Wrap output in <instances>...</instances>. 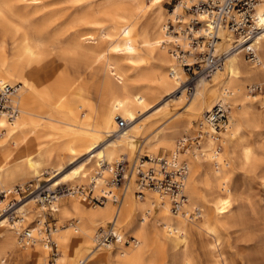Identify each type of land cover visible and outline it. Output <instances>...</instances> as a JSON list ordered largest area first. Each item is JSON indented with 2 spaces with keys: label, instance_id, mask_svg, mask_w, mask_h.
Returning <instances> with one entry per match:
<instances>
[{
  "label": "bare ground",
  "instance_id": "6f19581e",
  "mask_svg": "<svg viewBox=\"0 0 264 264\" xmlns=\"http://www.w3.org/2000/svg\"><path fill=\"white\" fill-rule=\"evenodd\" d=\"M194 2L176 0L170 12L163 0H0V37L10 40L9 53L0 44V88L18 85L10 97L17 115L8 121L0 112V264H49L41 228L45 200L60 224L51 230V242L60 247L52 264H73L64 248L95 242L109 223L119 240L108 248L95 246L79 264H196L191 249L196 237L209 241L213 264H222L215 254L221 231L264 218V209L248 198L244 204L232 179L234 169L242 176L264 170V0L256 3L246 33L219 28L215 51L226 53L221 66L210 80L198 78L188 97L187 75L173 49L178 44L187 51L188 36L169 32L167 23L180 31L196 20L194 37L204 35L207 17L187 12ZM247 53L252 57L246 59ZM56 58L70 75L51 86L49 73L45 78L42 73ZM184 101L182 112L166 116L171 103ZM215 105L225 110V124L215 129L199 119L193 132L200 137L178 151L196 114ZM117 118L128 122L123 131L116 132ZM137 140L135 154L154 157L162 151L187 166L186 198L178 212H171L168 196L154 190L137 200L134 177L118 205L110 200L86 205L78 193L90 182L94 193L112 192L102 165L127 156ZM45 174L50 176L44 192L33 190L25 203L5 209L11 192ZM258 178L264 185V172ZM61 183L74 191L62 196L77 194L74 200L59 203ZM36 201L43 203L38 209ZM73 215L77 223L68 220Z\"/></svg>",
  "mask_w": 264,
  "mask_h": 264
},
{
  "label": "built area",
  "instance_id": "2783aa9c",
  "mask_svg": "<svg viewBox=\"0 0 264 264\" xmlns=\"http://www.w3.org/2000/svg\"><path fill=\"white\" fill-rule=\"evenodd\" d=\"M195 2L187 8V12L192 14L203 13L207 17V29L204 35L194 37L192 31L200 25L196 20L190 27L175 29L173 21L167 23V30L174 35L179 32L188 36V50L185 51L178 44L173 45V49L178 52V57L187 75L184 82L186 93L191 96L195 89L196 80L200 77L208 79L220 68L222 59L226 53L219 54L215 51L217 42L220 40L218 30L225 27L233 33H246L252 20V13L258 0H194ZM201 48V49H200ZM192 52V53H190ZM185 55H190L191 61L185 60ZM18 85H3L0 88V112L6 114L8 121H12L17 115V107L11 104V95L16 92ZM226 112L221 105H215L211 110L202 115V121L213 126L215 129L221 128L226 122ZM117 131L127 128L128 122L122 118H117ZM201 125V124H200ZM200 135L186 137L178 142V151H184L195 142ZM149 162V165L145 163ZM102 167L108 171L106 178L107 186H111L113 191L107 193L105 189L94 193L93 182L80 187L78 193L89 203L103 204L110 200L114 204H119L127 184L134 177V195L141 198L145 190H154L159 194L168 196L170 199L171 211L176 213L185 201L183 192L184 179L187 173V166L182 161H178L175 156L160 154L154 157L143 154H134L132 157L122 156L113 165L104 164ZM97 176L100 172L96 173ZM30 189V188H28ZM31 190V189H30ZM29 190V191H30ZM21 190H19L20 192ZM24 191V190H23ZM41 192L45 191L42 187ZM39 191V192H40ZM74 193L72 189L65 186L57 188L59 196ZM2 196V194H0ZM48 202V200H45ZM14 205V203H13ZM46 241L53 246L52 258L56 254L55 246L49 237V229L46 227ZM119 240L112 223L107 227L100 228L96 237L95 246L97 248H108ZM133 241V239H131ZM129 244V241H125Z\"/></svg>",
  "mask_w": 264,
  "mask_h": 264
},
{
  "label": "rangeland",
  "instance_id": "374dc122",
  "mask_svg": "<svg viewBox=\"0 0 264 264\" xmlns=\"http://www.w3.org/2000/svg\"><path fill=\"white\" fill-rule=\"evenodd\" d=\"M175 3H176V0H163L162 5L164 8H166L167 10L172 12ZM61 5L59 7H65V4L64 5L61 4ZM62 12H65V11L62 10ZM68 12L64 16V18L61 19V22L64 19L65 20L63 21V23L66 22V20H67L66 18L70 17V12L69 13ZM1 31H2V28H0V32ZM69 31L70 30H68V32L65 33V35H66L65 37L70 36L71 31L70 32ZM68 34H69V36H68ZM0 44H4L3 46H4L5 51H7V53L10 52V40L8 39V36L7 37L5 36L3 42H2V38L0 37ZM251 57H252V54H250V53L246 54V59H249ZM55 62L56 63L53 64V67L51 66L50 69H48V72L46 71L45 73H42V78H45V76L49 73L48 75H50L51 77L48 76L45 79L48 82L52 81V83H50L51 86L54 82H58V84H59L62 81V79L66 78V76L68 74L70 75V73H69L70 71H68V70L65 71V68L63 67V62L61 60L56 58ZM178 65H179V63H178ZM57 66H59L60 68ZM52 68H54V72H53ZM55 71H56V73H55ZM52 72L54 73V75ZM97 76L100 79L102 75L99 72V74ZM49 78H51V79H49ZM87 79H91L89 75L87 76ZM207 80H210V78ZM90 95H91V93H90ZM187 98L188 97L185 94L184 100L187 101L188 100ZM185 101L183 102V104H179V105L178 104L176 105L175 103H171L166 116H169V115L177 113V112H182L185 108ZM203 111L204 110H201L200 112H198L196 114V117L193 120V123L190 122V126H191L190 127L191 128L190 133L191 134L187 135L188 137H194V132H193L194 127L193 126H196L199 119H202V115L204 114ZM261 131L263 132V136H264V127L261 129ZM102 143L103 142H101L96 149L102 148V145H103ZM138 148H139V141L137 140V141H135V144L133 145L132 152L129 153L127 156L132 157L138 151ZM160 154H162V151L157 153V155H160ZM188 155H189V153H188ZM83 158H84V156L79 158L78 161L75 163V165L80 163L83 160ZM258 172H260V174H262L264 172V170L260 169V171H258ZM258 174L256 176H254V175L248 176V174H246V176H242L241 170L234 169L233 173H232V179H233V183H234L236 189L238 190L239 194L242 195L241 197L244 199V202H245L244 204L247 205V202L250 201L251 204L254 205L257 209L259 208L258 210L263 211V209H264V185H263L261 179L258 178V176L260 175V174L259 175ZM49 176L50 175L45 174L44 176H42L40 178L39 182H36L35 180H26L22 185V189H19V190H21L20 192L18 191L17 194L14 192L10 193V195L6 199V203H4L5 209L8 210L10 208L17 206V204L25 203L28 200L29 194L31 191L37 190V189L41 190L42 187L46 188V186L48 185V182L46 181V179ZM17 183L18 182L14 183L13 185L14 186L19 185V183L18 184ZM36 186H40V187L36 188ZM59 186H65L68 188L66 183H61L57 187H59ZM83 186H86V184H84ZM17 188H19V187L17 186L16 189ZM28 188H30L31 190ZM0 194H2V196L0 195V199H3L4 194L3 193H0ZM75 196H73V195L61 196L59 203L61 204L62 202H70V201L74 200ZM245 196H247V197H245ZM19 198L21 201L19 200ZM247 198L249 201L247 200ZM137 200H138V198H137ZM13 203H14V205H13ZM84 203L86 204V202H84ZM90 204H93V203H89V204L87 203L86 205H90ZM42 205H43L42 202L36 201L34 208L38 209ZM44 205L46 206V209L44 210L45 219H44V222H43L41 228H42V232L45 236L44 242H45V244H47L49 246L48 256H47L46 260H48V263L50 264V260L52 258L53 246H51L48 242L46 243L47 233L45 232V229H46V227L49 229V232H48L49 237L52 240L51 230L53 228L58 227L60 224H58L59 222H58L57 213L52 212L47 208V207H49V203L44 202ZM243 209L245 210V208H243ZM10 210H12V209H10ZM68 220H71L73 223H77L79 221L78 217L74 216V215L71 216ZM253 222L250 223L251 225L248 224L249 226L248 225L247 226L236 225L237 226L236 227V226L230 225L227 228H225V230L221 231V237H220L219 245L217 248V252L215 254L220 253L219 258L221 259L222 264H264V254H263L264 253V218L262 217L260 219H257L256 220L257 223L255 221H253ZM65 225L66 224H64V226ZM107 226H108V224L105 227H107ZM65 229L66 228H62V229H60V231L63 232V231H65ZM16 238H17V241H20L21 235L16 236ZM204 241H206V240H204V239L202 240L201 238H198V237L194 238V240L192 241L191 249H192L194 261L196 264H213V261L215 260V258L213 257L212 252H210V247H209L210 245L208 243L209 241H206V242H204ZM53 243L55 244L54 246L56 249V253H59L60 252L59 245H57L55 242H53ZM95 249H97V248H95V242L94 241H91L90 244H87L85 246L81 245V241H78V242L72 243L67 248H64V251L66 252L70 261L73 262V264H79L85 255L91 253ZM98 250H100V251H98ZM98 250L95 252L98 253V252L104 251L102 249H98ZM56 256L57 255H55L53 258H55ZM39 263L40 262H38V264ZM7 264H13V263L8 262ZM19 264H22V263L20 262ZM31 264H34V263H31Z\"/></svg>",
  "mask_w": 264,
  "mask_h": 264
}]
</instances>
